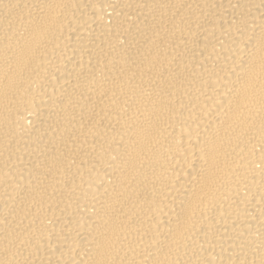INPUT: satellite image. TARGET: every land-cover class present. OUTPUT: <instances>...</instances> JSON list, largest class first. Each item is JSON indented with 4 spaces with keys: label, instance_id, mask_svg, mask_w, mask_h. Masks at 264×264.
<instances>
[{
    "label": "bare ground",
    "instance_id": "6f19581e",
    "mask_svg": "<svg viewBox=\"0 0 264 264\" xmlns=\"http://www.w3.org/2000/svg\"><path fill=\"white\" fill-rule=\"evenodd\" d=\"M0 264H264V0H0Z\"/></svg>",
    "mask_w": 264,
    "mask_h": 264
}]
</instances>
